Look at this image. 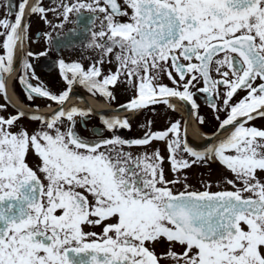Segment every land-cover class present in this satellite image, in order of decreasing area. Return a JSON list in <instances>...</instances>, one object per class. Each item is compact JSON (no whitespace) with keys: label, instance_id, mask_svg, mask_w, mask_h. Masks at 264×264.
<instances>
[{"label":"snow or ice","instance_id":"1","mask_svg":"<svg viewBox=\"0 0 264 264\" xmlns=\"http://www.w3.org/2000/svg\"><path fill=\"white\" fill-rule=\"evenodd\" d=\"M3 7L0 90L14 70L17 43L28 38L27 0L16 11L12 0ZM47 11L65 21L75 14L98 55L87 68L60 59L67 89L58 95L28 81L32 64L25 61L19 82L27 99L47 98L59 108L30 115L42 125L31 133L18 126L25 112L0 116V264H264V129L249 124L264 118V0H60L55 9L39 2L31 8L45 19ZM113 63L115 72L105 75L103 65ZM161 74L176 87L160 83ZM121 77L137 93L121 107L136 111L159 103L158 97L197 109L191 89L202 83L197 92L209 106L227 112L217 132L228 135L199 151L176 122L127 140L116 130L130 128L128 120L102 115L112 135L81 136L76 117L91 109L64 107L72 86L114 99L108 86ZM240 92L246 95L230 103ZM163 103L173 107L169 99ZM152 140L167 142L173 172L218 160L235 177L226 180L231 190L211 191V184L190 190L187 183L176 190L181 180L165 179L158 150L140 156L125 151ZM32 153L39 158L35 167L28 162ZM157 244L165 246L163 253L155 251Z\"/></svg>","mask_w":264,"mask_h":264},{"label":"flooded vegetation","instance_id":"2","mask_svg":"<svg viewBox=\"0 0 264 264\" xmlns=\"http://www.w3.org/2000/svg\"><path fill=\"white\" fill-rule=\"evenodd\" d=\"M16 7L13 11L18 10L20 0H12ZM45 9H55L58 7L60 0H27L25 9V22L28 25L27 40L23 43L18 42L15 48L13 59V71L4 76L6 88L0 90V116L8 118L16 115L18 111L25 112V117L18 122L19 127L26 128L30 133L38 130L42 125L39 121H32L29 116L32 114L48 116L54 110L59 108L57 102L47 98L34 97L32 100L27 99L26 87L19 82V77L25 73V61L32 64V69L28 74V81L33 85H41L52 94H60L67 89V84L63 79L62 70L58 61L63 59L66 63L78 62L87 68L95 61L98 53L88 47L90 33L85 29V24L77 18L75 14H70L69 19L65 21L57 12L47 11L42 18V14H32L31 8L37 5ZM122 2V0H121ZM7 0H0V14L7 11L3 7ZM87 14H85L86 16ZM14 19V17H12ZM99 24V21H97ZM62 25L61 27H58ZM45 34H50L51 41H48ZM32 52V57H27L26 53ZM46 53L45 55H40ZM0 54H4V50L0 49ZM115 64L103 65L105 75L109 71L115 72ZM35 74V79L32 77ZM70 75V74H69ZM175 75V74H174ZM178 79V77H177ZM259 82V81H258ZM160 83L168 87H176L172 84L166 74H161ZM203 87V84H197L196 88L191 91L195 92L194 96L196 104L199 106L193 109L191 103L181 102L179 98L158 97L159 103L150 104L147 108L136 111L125 109L122 105H127L129 101L136 96V88L127 83L126 77H121V81L115 86H108L112 92L114 99L93 95L87 89L79 84H75L71 89V98L64 105L65 108L75 106L79 109H91V114L87 117H76L75 125L79 134L84 137H93L97 133H102L107 138L112 135L102 125L101 116L106 118L118 117L127 119L130 128H118L116 134L123 139L135 140L143 138L147 131L163 132L171 127V124L180 123V135L194 149L203 151L212 144L217 143L228 135V132L218 133L219 123L226 118V111H214L208 104L206 95L197 92V88ZM182 90V89H180ZM224 89H221L223 92ZM246 92H240L233 97L230 103L238 102ZM164 99H169V103L173 107H169L163 103ZM97 105H105L107 109L99 110L90 103ZM221 103V101H214ZM81 104V105H80ZM219 116V120L216 117ZM203 123H200V119ZM149 122L151 124L149 125ZM251 126L264 129V118H256L249 122ZM248 126V125H246ZM16 130V129H13ZM63 130V129H62ZM171 139H176L174 134L170 133ZM211 138V139H209ZM158 150L159 155L163 157L162 168L165 179L173 180L179 178L181 183L175 186L176 190H183V184L187 183L191 186L190 190H204L205 184H211V191L231 190L226 180L235 179L233 174L228 171L218 160H211L204 163L192 164L191 167L173 172L169 162V151L167 142L160 140H152L146 146L125 147V151L131 152L134 156H140L144 153L151 155ZM184 159L191 161L193 158L186 153H180ZM30 166L35 167L39 163V158L35 153L28 156ZM187 177L185 180L184 178ZM264 179V174H261ZM85 231H93L99 233L102 231L100 227L86 226ZM165 250L163 244H157L155 251L160 254ZM180 249L177 248V251Z\"/></svg>","mask_w":264,"mask_h":264},{"label":"bare ground","instance_id":"3","mask_svg":"<svg viewBox=\"0 0 264 264\" xmlns=\"http://www.w3.org/2000/svg\"><path fill=\"white\" fill-rule=\"evenodd\" d=\"M92 104V106H95L97 109L99 110H104L107 109V107L105 105H95L94 103L90 102ZM81 105V104H80Z\"/></svg>","mask_w":264,"mask_h":264}]
</instances>
